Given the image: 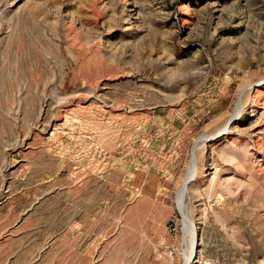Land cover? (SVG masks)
I'll list each match as a JSON object with an SVG mask.
<instances>
[{"label": "rangeland", "instance_id": "rangeland-1", "mask_svg": "<svg viewBox=\"0 0 264 264\" xmlns=\"http://www.w3.org/2000/svg\"><path fill=\"white\" fill-rule=\"evenodd\" d=\"M192 162L196 249L264 264V0H0V264H186Z\"/></svg>", "mask_w": 264, "mask_h": 264}, {"label": "bare ground", "instance_id": "bare-ground-1", "mask_svg": "<svg viewBox=\"0 0 264 264\" xmlns=\"http://www.w3.org/2000/svg\"><path fill=\"white\" fill-rule=\"evenodd\" d=\"M228 129H229V127L226 130L228 131ZM195 169H196L195 168V162H192V165L190 167V170L188 172V175L186 177L184 185L180 189V191L177 195V206H178L179 212L183 216V220H184L185 226L188 230V234L190 235V242H189L190 243V247H189L190 249H189V254L186 257V264H192V262L194 260V256H196L195 255L196 254V231H195V227H194L193 223L186 217V215L183 214V211H184L183 209L185 208V198L187 195L188 186L191 183V181H194V180H192V178L195 175Z\"/></svg>", "mask_w": 264, "mask_h": 264}, {"label": "built area", "instance_id": "built-area-1", "mask_svg": "<svg viewBox=\"0 0 264 264\" xmlns=\"http://www.w3.org/2000/svg\"><path fill=\"white\" fill-rule=\"evenodd\" d=\"M173 231H176V229H173ZM196 250H197V254L196 256H194V260L192 264H214V262L209 260V258H207L204 254H202L201 251H198V248ZM175 252L176 251L170 248L164 249V254L170 258H173L175 256Z\"/></svg>", "mask_w": 264, "mask_h": 264}, {"label": "water", "instance_id": "water-1", "mask_svg": "<svg viewBox=\"0 0 264 264\" xmlns=\"http://www.w3.org/2000/svg\"><path fill=\"white\" fill-rule=\"evenodd\" d=\"M250 87H252V86H250ZM250 87H247L248 89L250 88ZM233 122V120H231L230 122H229V124H228V126H227V128L228 127H230V125H231V123ZM227 132L228 131H226V132H223V133H221V134H218V135H216V136H211V137H209V139L208 140H206L205 141V143H208L210 140H213V139H217V138H220V137H222V136H224V135H226L227 134ZM202 148V147H201ZM195 178H193L192 180H194Z\"/></svg>", "mask_w": 264, "mask_h": 264}, {"label": "trees", "instance_id": "trees-1", "mask_svg": "<svg viewBox=\"0 0 264 264\" xmlns=\"http://www.w3.org/2000/svg\"><path fill=\"white\" fill-rule=\"evenodd\" d=\"M191 1H193V2H194V1H196V0H191Z\"/></svg>", "mask_w": 264, "mask_h": 264}]
</instances>
